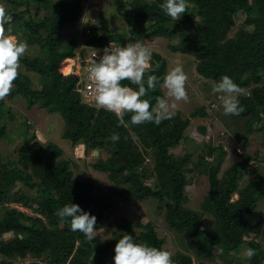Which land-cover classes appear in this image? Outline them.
Returning <instances> with one entry per match:
<instances>
[{"label": "trees", "instance_id": "16d2710c", "mask_svg": "<svg viewBox=\"0 0 264 264\" xmlns=\"http://www.w3.org/2000/svg\"><path fill=\"white\" fill-rule=\"evenodd\" d=\"M6 1L14 7L7 13L12 19L6 26L29 47L37 48L35 55H24L20 62L29 71L48 69L38 85L19 67L8 96L20 95L28 107L38 104L49 112H58L64 122L62 136L73 146L84 143L86 152L106 151L108 156L99 158L93 166L107 172L124 200L152 197L161 204L167 225L186 238L190 249L173 254L174 264H205L217 257L224 264H264V219L252 216L264 200V172L241 184L250 160L247 155L221 173L227 155L222 144H204L197 160L191 151L183 155L171 151L186 137L192 118L206 115L205 109L197 108L188 117L177 111L160 124H121L113 112L82 102L76 90L78 79L67 77L70 73L63 77L55 68L60 53L69 55V51L59 50L68 45L62 30L81 20L86 0ZM113 2L131 32L110 28L106 14L101 13L98 21L87 24L90 33L85 34L90 36L85 42L102 46L112 40L140 39L145 43L148 36H161L174 51L194 57L199 75L215 83L226 74L240 85L244 89L239 96L244 111L233 116L245 120L248 134L264 131V0H187L186 12L177 20L159 8L161 0ZM42 11L49 14L40 16ZM240 12L246 16L236 24ZM76 39L72 44L78 46ZM167 66V58L153 50L146 76L162 77ZM121 83L136 87L127 80ZM164 95L163 87H157L149 90L145 98L155 104V98ZM3 114L15 116L4 98L0 99V141L9 132L2 121ZM130 115L125 114L126 122ZM21 124L24 129L19 130L22 140L17 143L21 146L15 150L17 156L4 157L0 151V205L20 203L32 207L36 215L8 207L0 216V264H22L20 261L29 257L32 259L28 264H41V260L49 264H113L114 246L125 233L132 234L138 242L167 249L165 238L159 236L153 223L137 231L134 221L126 217L120 221L121 232L106 242L98 235L90 240L70 230L68 219L56 215L58 208L71 202L79 204L96 216L97 229L110 200L96 197L92 181L75 177L73 160L63 157L64 149L57 142L37 140L35 133L28 132L31 123L25 120ZM200 129L206 130L203 126ZM113 132L119 133V140L110 139ZM243 142L244 147L246 141ZM147 155L152 159L151 170L146 166ZM200 168L208 177L209 187L201 209L194 210L185 204V186L190 181L189 173ZM10 231L14 236L4 238V233ZM248 248L255 249L251 258L246 255Z\"/></svg>", "mask_w": 264, "mask_h": 264}, {"label": "rangeland", "instance_id": "374dc122", "mask_svg": "<svg viewBox=\"0 0 264 264\" xmlns=\"http://www.w3.org/2000/svg\"><path fill=\"white\" fill-rule=\"evenodd\" d=\"M56 1V0H52ZM130 3L132 0H125ZM6 7L7 13L9 9H13V5L7 3L6 0H2ZM53 4V3H52ZM55 4V3H54ZM83 9V19L78 21L75 26H66L62 30L63 38L68 45H62L60 51H69L74 56L83 59L87 54V46L85 44L86 35L85 31L87 24L90 22H96L100 19L101 13H105L110 28H116L118 32L122 30L131 32V27L128 26L125 16L120 14L116 9L113 0H86ZM49 13L42 11L40 16H46ZM104 14V15H105ZM245 13L240 12L235 18L236 24H240L245 19ZM9 26H5V31ZM74 27V28H73ZM237 27L235 26L231 31V35L235 33ZM93 33V31H92ZM12 34V33H11ZM92 35V34H91ZM78 38V46L72 44V40ZM77 40V39H76ZM177 40V39H176ZM175 42H178L177 41ZM145 44L152 48L154 51L162 53L168 60L167 71L175 64L179 63L183 65L184 71L187 74V80L185 88L187 91V100H175L172 97H168L169 104H175V108H171V111H180L184 117H188L197 108L203 107L206 111V115H196L192 118L190 126L186 129V137L181 141L179 145L171 148V151L176 155H183L184 153L191 151L194 153V160H197L199 153L201 152V146L211 142L212 144H222L227 150L225 156L222 171L227 169L233 162L238 161L242 157L249 155L248 169H246L244 178H242L241 184L246 183L251 178H258L260 173L264 172V131L255 130L251 133L246 132L245 120L233 116V114H224L222 111L221 101L219 100V93L212 91L214 84L212 79H207L198 74L196 71V62L192 55L181 51H174L167 39L158 37H146ZM31 47V48H30ZM25 54L33 56L37 53V48L30 46ZM60 51H57L58 53ZM58 58L61 59L62 65L70 67L72 65V57L70 55L62 56L60 53ZM19 67H22L26 73L32 77V80L36 84H40L43 75L48 74V69L41 70H28L27 67L23 66L20 62ZM66 68V69H67ZM66 72L61 74L65 75ZM68 74V72L66 73ZM66 76V75H65ZM166 95L167 89L163 88ZM7 106L15 112V116L10 117L7 114L2 115V121L7 124L8 135L5 139L0 141V151L4 157L17 156L20 150L19 147L22 140L23 125L22 121L27 120L31 123L28 132L35 133L37 140L42 142L54 141L57 142L63 149V157L70 158L73 160L72 169L75 177L84 180L88 179L94 184V193L98 199L110 200V206L105 210V217L100 222V227L96 229L94 235H98L102 242L109 241L110 238L121 232L120 221L122 217L132 219L135 223L137 231L144 229V226L151 222L155 225L159 236H163L166 240L164 246L167 247L168 251L176 254L178 251L189 252V246L186 238L169 228L165 220L164 208L161 204L152 197H148L139 201L124 200L118 194V185L109 178L107 172L101 171L94 168L93 162L99 158H106L108 153L103 150H99L96 154L95 150L86 152L84 143L76 144L73 146L69 139H65L62 136L64 130V122L61 115L58 112H49L46 108L35 104L32 107L27 106L26 99L20 95H16L10 98L8 95L4 97ZM212 103L217 104L216 107H212ZM205 127L204 132L201 131L200 127ZM30 134V135H31ZM246 141L244 147L239 151L237 150L238 143L240 141ZM34 141V140H33ZM17 147V148H16ZM255 158L254 156H257ZM146 166L151 170L153 163L150 155L146 157ZM209 159H212L209 157ZM190 181L185 186V192L187 194V200L185 202L187 207L194 210L201 209V203L208 191L209 182L208 177L203 173L202 168L197 169L189 173ZM153 178L148 181L152 182ZM237 197V194L234 195ZM8 207H15L28 214L36 215L32 207H26L20 203L11 202L6 205H0V216L3 215L4 211ZM252 216H261L264 219V200H261L258 209L254 211ZM209 220V216H207ZM14 236L12 231L4 233V238L9 239ZM191 254V253H190ZM193 257L194 255L191 254ZM194 257V261L198 259ZM32 259V257L27 258ZM40 261V260H39ZM44 264H49L41 260ZM56 264V263H54ZM205 264H224L220 258L213 260H206ZM230 264V263H229Z\"/></svg>", "mask_w": 264, "mask_h": 264}, {"label": "clouds", "instance_id": "9594fccd", "mask_svg": "<svg viewBox=\"0 0 264 264\" xmlns=\"http://www.w3.org/2000/svg\"><path fill=\"white\" fill-rule=\"evenodd\" d=\"M186 7L187 0H161L159 3V8L176 20L186 12ZM11 19L4 3L0 0V99L9 94L13 81L18 76L20 58L26 54L29 48L26 40L11 34V29L5 31V26L11 22ZM82 19L83 17L80 21ZM112 42L119 44L112 46L110 44ZM120 43L125 44L126 41L112 40L108 44L102 45L105 46L103 54L99 60L94 59L88 68L89 77L94 81L93 106L113 112L118 121L126 126L128 123L135 125L146 121L160 124L162 120L170 119L175 114L170 110V107L174 109L176 105H170L168 97L177 101L188 98L185 88L187 74L183 65L175 64L162 77L155 74L146 76V73L150 71L152 48L140 39L130 40L124 46H121ZM85 44L93 46L87 42ZM69 55L72 59L78 57L72 53ZM125 80L136 87L121 83ZM157 87L166 88L167 93L164 96H157L155 104H152L150 99L145 98L146 93ZM212 91L221 94L219 100L224 114L237 115L244 111L239 99L244 89L230 76L222 75L213 84ZM82 102L85 101L82 100ZM212 107H216V105H212ZM126 113H131L128 122L124 120ZM119 138L118 132H113L110 137L112 141H117ZM56 215L61 219H68L70 230L79 231L90 240L94 238L96 216L83 210L79 204L66 203L56 210ZM254 254L255 249L248 248L246 250V255L249 258ZM171 257L172 253L167 249L157 248L146 242H138L132 234L125 233L117 240L112 259L113 264H174Z\"/></svg>", "mask_w": 264, "mask_h": 264}, {"label": "built area", "instance_id": "2783aa9c", "mask_svg": "<svg viewBox=\"0 0 264 264\" xmlns=\"http://www.w3.org/2000/svg\"><path fill=\"white\" fill-rule=\"evenodd\" d=\"M87 7L85 2L82 3L83 9ZM90 29H87V32H89ZM128 43L126 41L125 44L120 43L121 46H124ZM112 46H115L119 43H110ZM105 46H88V52L85 55L83 59H80V57H75L72 59V65L70 68H72L74 71H72L69 76H75L77 77V91L80 92V96L83 101L90 105H94V81L89 77L88 74V68L89 66L94 62V59L99 60L100 56L103 54V48ZM97 50V52H96ZM151 65V61H150ZM215 105V104H213ZM243 141H240L238 143L237 150H241L243 148ZM251 162V160H250ZM22 264H28L30 260L26 259L23 261H20ZM41 262V261H40ZM41 264H44L41 262Z\"/></svg>", "mask_w": 264, "mask_h": 264}, {"label": "flooded vegetation", "instance_id": "af4514ba", "mask_svg": "<svg viewBox=\"0 0 264 264\" xmlns=\"http://www.w3.org/2000/svg\"><path fill=\"white\" fill-rule=\"evenodd\" d=\"M55 68H56L57 72H58L60 75L63 76V74H61V73H63V70L66 69L67 66H63V65H62V62H61V59L59 58V59L56 61V63H55ZM63 77H64V76H63Z\"/></svg>", "mask_w": 264, "mask_h": 264}, {"label": "bare ground", "instance_id": "6f19581e", "mask_svg": "<svg viewBox=\"0 0 264 264\" xmlns=\"http://www.w3.org/2000/svg\"><path fill=\"white\" fill-rule=\"evenodd\" d=\"M72 71H74V70L72 68H70V67H68L67 69L63 70V72H66V73L68 72V74L71 73Z\"/></svg>", "mask_w": 264, "mask_h": 264}, {"label": "water", "instance_id": "95a60500", "mask_svg": "<svg viewBox=\"0 0 264 264\" xmlns=\"http://www.w3.org/2000/svg\"><path fill=\"white\" fill-rule=\"evenodd\" d=\"M95 153L98 154L99 153V150L98 149H95Z\"/></svg>", "mask_w": 264, "mask_h": 264}]
</instances>
